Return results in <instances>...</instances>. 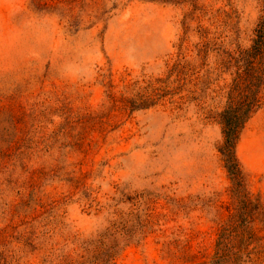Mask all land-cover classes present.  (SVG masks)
Returning a JSON list of instances; mask_svg holds the SVG:
<instances>
[{
  "label": "rangeland",
  "instance_id": "374dc122",
  "mask_svg": "<svg viewBox=\"0 0 264 264\" xmlns=\"http://www.w3.org/2000/svg\"><path fill=\"white\" fill-rule=\"evenodd\" d=\"M263 18L264 0H0V264H211L240 200L221 114ZM261 61L235 145L252 203Z\"/></svg>",
  "mask_w": 264,
  "mask_h": 264
},
{
  "label": "trees",
  "instance_id": "16d2710c",
  "mask_svg": "<svg viewBox=\"0 0 264 264\" xmlns=\"http://www.w3.org/2000/svg\"><path fill=\"white\" fill-rule=\"evenodd\" d=\"M258 38L252 50L248 51L247 58L248 61L252 57L257 59V66L252 64L253 84H243V78L238 75L231 86L228 104L221 114L224 141L220 153L224 166L236 185L234 190L239 194L240 200L238 212L230 217L238 219L234 221L231 219L222 228L211 264H245L251 261L253 254L259 255L264 251V235L259 234L251 225L258 219L261 222V229H264V202L252 203L246 197L242 189V172L235 156V145L240 131L259 107L258 90L263 83L260 64L264 55V18L258 27ZM110 256L107 255V259Z\"/></svg>",
  "mask_w": 264,
  "mask_h": 264
}]
</instances>
